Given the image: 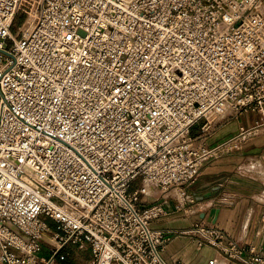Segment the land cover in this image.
<instances>
[{"label": "built area", "instance_id": "1", "mask_svg": "<svg viewBox=\"0 0 264 264\" xmlns=\"http://www.w3.org/2000/svg\"><path fill=\"white\" fill-rule=\"evenodd\" d=\"M36 1L15 37L25 1L0 0V264H56L71 245L93 264H170L176 237L208 264H264L215 224L153 227L189 214L202 168L252 136L209 146L215 118L264 112L263 1Z\"/></svg>", "mask_w": 264, "mask_h": 264}, {"label": "crops", "instance_id": "2", "mask_svg": "<svg viewBox=\"0 0 264 264\" xmlns=\"http://www.w3.org/2000/svg\"><path fill=\"white\" fill-rule=\"evenodd\" d=\"M260 9L264 15V1ZM215 123L209 146L237 136L242 127L253 133L239 150L213 159L202 168L187 189V193L194 196V202L186 204L189 214L174 213L154 222L153 227L172 231L202 220L227 232L239 245L264 252V112H249L226 120L215 118ZM194 128L192 134H199L200 129L195 131ZM152 192L158 193L157 190ZM173 196L170 204L177 202L176 195ZM143 200L146 202L149 198L144 196ZM74 247L66 248L68 255ZM163 256L170 264H208L215 254L208 247L199 248L189 238L176 237L166 245ZM90 258L93 264L91 252ZM217 259L219 264H224L222 258ZM65 260L59 262L71 264Z\"/></svg>", "mask_w": 264, "mask_h": 264}, {"label": "rangeland", "instance_id": "3", "mask_svg": "<svg viewBox=\"0 0 264 264\" xmlns=\"http://www.w3.org/2000/svg\"><path fill=\"white\" fill-rule=\"evenodd\" d=\"M24 5L23 8L26 10H21V13L17 16L14 25H13V34L15 37H20L22 36V30L24 28H27L32 20L34 19V16L31 15V12H35V8L37 6V1L36 0H24ZM41 1V0H40ZM264 1V0H262ZM26 30V29H25ZM199 125H196L194 130L196 131L199 127ZM143 180L138 178L133 182L132 188L135 189L139 187V185H142ZM146 187H151L150 185L146 184ZM156 192V189L152 188ZM174 192H178V196L182 199V195H180L181 190L176 189ZM49 223H53L52 221H49ZM51 225V224H50ZM53 228V225H51ZM67 260L71 262V264H90L91 258H90V250L86 247L78 248L77 246L74 248H70V254L67 257ZM56 264H61L59 261L56 262Z\"/></svg>", "mask_w": 264, "mask_h": 264}, {"label": "bare ground", "instance_id": "4", "mask_svg": "<svg viewBox=\"0 0 264 264\" xmlns=\"http://www.w3.org/2000/svg\"><path fill=\"white\" fill-rule=\"evenodd\" d=\"M147 191H153L151 187H146ZM45 239L48 240L49 242L55 243V239L52 236H45Z\"/></svg>", "mask_w": 264, "mask_h": 264}, {"label": "trees", "instance_id": "5", "mask_svg": "<svg viewBox=\"0 0 264 264\" xmlns=\"http://www.w3.org/2000/svg\"><path fill=\"white\" fill-rule=\"evenodd\" d=\"M65 261H67V259Z\"/></svg>", "mask_w": 264, "mask_h": 264}]
</instances>
